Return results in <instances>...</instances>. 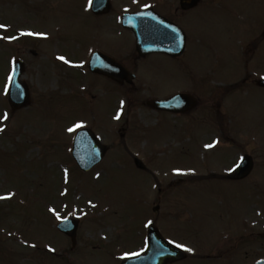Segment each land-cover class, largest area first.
<instances>
[{
	"label": "rangeland",
	"instance_id": "rangeland-1",
	"mask_svg": "<svg viewBox=\"0 0 264 264\" xmlns=\"http://www.w3.org/2000/svg\"><path fill=\"white\" fill-rule=\"evenodd\" d=\"M110 1L109 15H95L89 0H0V197H9L0 199V264H119L141 252L151 220L168 242L200 255L177 264L264 259V90L255 86L264 78V0H203L185 21L178 0ZM145 2L184 21L190 41L180 59L137 58L131 34L115 24ZM94 50L113 52L134 84L83 70ZM16 59L30 103L13 110L4 89ZM216 84L228 90L217 95ZM185 91L199 103L185 115L147 106ZM77 124L108 152L89 173L70 154ZM245 154L250 175L227 180ZM64 218L80 221L71 250L55 229Z\"/></svg>",
	"mask_w": 264,
	"mask_h": 264
},
{
	"label": "water",
	"instance_id": "water-1",
	"mask_svg": "<svg viewBox=\"0 0 264 264\" xmlns=\"http://www.w3.org/2000/svg\"><path fill=\"white\" fill-rule=\"evenodd\" d=\"M103 2L106 0H102ZM102 1L100 0H94L93 2V10L97 11V6H99L100 2L102 4ZM182 1H189L190 4L194 2V0H182ZM142 15H135V16H129L127 18L126 26L130 27L132 31L134 32V35L136 37V48L141 53L143 52H153V51H141V50H154V48H148L145 46V43L150 41L152 43L161 44L156 40H148L146 39V35L148 34H155L158 37L162 38L163 46L166 47L169 45V38L171 36L170 32H163L161 33V36L159 33L155 31H146L144 30L141 25L138 27L136 21L138 18H141ZM169 55L175 56L180 51H162ZM21 73V67L18 65L16 72L14 73L12 87L10 91V101L14 104L15 107L25 106L27 104V99L25 97V100H22L23 95H19L17 98V92H18V85H16L17 78L19 77ZM115 79V78H114ZM259 85L264 86V82H260ZM17 87V89H16ZM17 98V99H16ZM16 99V100H15ZM19 100V101H18ZM189 102V97L178 95L175 97H172L168 100L164 101H153L150 103L151 106H153L156 109L164 110V111H170V112H180L178 109L182 105L184 106L186 103ZM88 136V138H87ZM74 156L77 161V163L80 165V168L84 171L88 170L92 165L96 164L100 157L102 156V149L101 147L94 141V139L88 134L84 133L83 136H80L76 139L75 147H74ZM249 163H246V166ZM245 173H242V175H245ZM238 175V174H236ZM236 175H232V178H239L234 177ZM68 224V221L61 223L58 226V229L60 231H63L65 233H68L71 230V235H74L75 227H70V229L65 230V225ZM150 241L148 244V248L146 252L142 255H140L137 258H131L126 261H124L122 264H168L171 262H175L177 260H180L183 258V255L172 248L170 245L165 243L158 237L157 233L155 232L154 228L152 227L150 229ZM160 251L161 254H160ZM260 264H264L260 263Z\"/></svg>",
	"mask_w": 264,
	"mask_h": 264
},
{
	"label": "snow or ice",
	"instance_id": "snow-or-ice-1",
	"mask_svg": "<svg viewBox=\"0 0 264 264\" xmlns=\"http://www.w3.org/2000/svg\"><path fill=\"white\" fill-rule=\"evenodd\" d=\"M91 4H92V0H89V5L91 6ZM147 7V6H146ZM3 27H6V26H3V25H0V28H3ZM21 35H28V36H43L44 34H42V33H32V32H27V33H21ZM10 39H15V37H12V38H10ZM60 59H64L63 57H60ZM65 62H67V61H65ZM12 82H13V75H9V77H8V84H6L5 85V89H4V92H5V95H7L8 94V92H9V88H10V85L12 84ZM3 119H7V113H5V115H4V117H3ZM82 125H79V124H77L76 125V127L78 128V127H81ZM0 131H2V129H0ZM68 131H74V129H72V128H70ZM213 145H207L206 147H212ZM241 159H243V158H241ZM240 165L239 164H237L236 165V167H239ZM177 174H182V173H180L179 172V170H177ZM7 198H9V197H0V199H7ZM58 219H59V217H57ZM149 223H151V221H149ZM169 243L170 244H174V246L176 247V248H180V249H183L184 251H187V252H191L192 251V249H189V248H186L184 245H181V244H178V243H175V242H173V241H169ZM52 249H50V251H51ZM139 255H140V253H138V252H136V253H131V254H126V257L125 258H137V257H139Z\"/></svg>",
	"mask_w": 264,
	"mask_h": 264
},
{
	"label": "flooded vegetation",
	"instance_id": "flooded-vegetation-1",
	"mask_svg": "<svg viewBox=\"0 0 264 264\" xmlns=\"http://www.w3.org/2000/svg\"><path fill=\"white\" fill-rule=\"evenodd\" d=\"M133 51H135V50H133ZM137 58H145V57H139V56L137 55Z\"/></svg>",
	"mask_w": 264,
	"mask_h": 264
}]
</instances>
